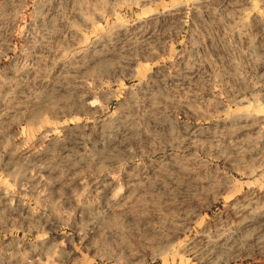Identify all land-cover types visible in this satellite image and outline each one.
I'll use <instances>...</instances> for the list:
<instances>
[{"label": "rangeland", "instance_id": "1", "mask_svg": "<svg viewBox=\"0 0 264 264\" xmlns=\"http://www.w3.org/2000/svg\"><path fill=\"white\" fill-rule=\"evenodd\" d=\"M42 241L264 264V0H0V264Z\"/></svg>", "mask_w": 264, "mask_h": 264}, {"label": "crops", "instance_id": "2", "mask_svg": "<svg viewBox=\"0 0 264 264\" xmlns=\"http://www.w3.org/2000/svg\"><path fill=\"white\" fill-rule=\"evenodd\" d=\"M42 245H47L45 246L46 248L44 249V253H45V261H44V264H52L51 263V259L47 260L48 256H47V253L49 254H52L53 256H56V252H59L58 254V258H59V264H64V260L63 258H65L67 256V249L64 247V245H62V241H60V243H54L53 241H42ZM118 244H123V245H128L129 244V241H108V247H109V253H108V256L111 258V246L114 247L115 245ZM57 244L59 245L60 247V250L57 251V249L55 248L57 246ZM135 245L137 246H143V247H147V241H135L134 242ZM66 264V262H65Z\"/></svg>", "mask_w": 264, "mask_h": 264}]
</instances>
